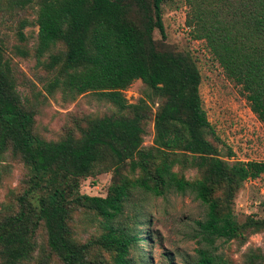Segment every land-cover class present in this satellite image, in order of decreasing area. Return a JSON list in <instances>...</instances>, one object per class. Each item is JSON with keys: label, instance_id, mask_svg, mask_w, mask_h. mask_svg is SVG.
I'll return each instance as SVG.
<instances>
[{"label": "trees", "instance_id": "1", "mask_svg": "<svg viewBox=\"0 0 264 264\" xmlns=\"http://www.w3.org/2000/svg\"><path fill=\"white\" fill-rule=\"evenodd\" d=\"M7 1L16 9L32 2ZM174 1L39 3L38 55L58 43L64 47L63 54L51 57L48 68L55 76L46 86L47 93L58 88L72 97L90 92L128 111L87 121L79 137L67 134L52 142L33 133L34 115L23 105L15 73L0 47V156L10 151L30 175L27 189L18 198V210L0 219L1 264L30 262L40 225L48 250L62 264H90L87 252L92 245L113 253L115 264H133L129 256L144 239L120 224L119 218L135 189L155 196L170 190L188 193L205 207V218L197 223L204 247L197 249V260L190 264H219L221 259L208 250L217 240L230 241L243 231L264 229V219L237 224L231 210L239 187L264 174V162L230 164L219 157L206 137L209 123L199 95L201 76L196 64L190 56L156 48L154 31L165 38L162 5ZM225 16L197 7L187 26L192 38L205 43L227 78L240 87L264 130V0H248ZM137 80L163 100L154 117L149 149L142 148L147 106L143 101L128 105L122 95ZM105 160L117 178L106 196L81 194L80 181ZM125 164L130 173L139 172L137 178L120 174ZM175 165L196 169L199 179L179 177L173 171ZM74 210L100 217L103 233L85 244L74 242L69 227Z\"/></svg>", "mask_w": 264, "mask_h": 264}, {"label": "rangeland", "instance_id": "2", "mask_svg": "<svg viewBox=\"0 0 264 264\" xmlns=\"http://www.w3.org/2000/svg\"><path fill=\"white\" fill-rule=\"evenodd\" d=\"M42 0H32L23 9H16L4 0L0 4V47L16 76L17 91L23 105L31 111L33 133L45 141L57 142L67 134L80 136L87 121L96 118L127 115L112 103L94 93L72 97L68 91L56 89L48 94L46 86L55 76L49 63L54 55L64 52L62 44L51 46L38 55L37 11ZM248 0H177L162 5L165 38L157 30L153 39L158 51H171L190 56L201 76L199 95L209 123L206 137L217 149L219 157L230 164L235 162H264V130L251 112L241 89L224 74L203 41L194 40L187 26L188 17L197 7L231 15ZM25 26L21 28V25ZM21 35V36H20ZM122 95L128 105L143 101L148 118L143 122V149L153 147L154 117L162 98L140 80L134 81ZM231 155V156H230ZM128 163V161H127ZM173 171L187 181L199 179L196 169L175 165ZM130 179L125 164L119 170ZM29 171L19 158L6 151L0 156V219L18 210V198L27 189ZM108 160L100 163L93 174L80 181L79 191L89 196L105 197L116 180ZM237 224L248 219H264V174L244 182L236 191L231 205ZM205 207L191 194L173 190L155 196L140 189L132 191L125 203L119 223L140 233L144 241L137 244L129 258L133 264H190L197 260V249L204 247L198 236L197 223L205 218ZM100 217L91 211H73L69 220L74 242L85 244L97 239L103 229ZM137 224V225H136ZM36 250L25 264H62L48 250L42 225L35 235ZM221 259L219 264H264V229L243 231L230 241L217 240L208 248ZM90 264H115L114 254L92 245L87 252ZM2 260L0 259V264Z\"/></svg>", "mask_w": 264, "mask_h": 264}]
</instances>
